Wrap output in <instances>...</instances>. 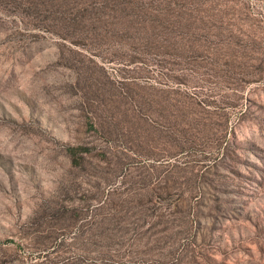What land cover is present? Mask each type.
Wrapping results in <instances>:
<instances>
[{
  "label": "rangeland",
  "instance_id": "1",
  "mask_svg": "<svg viewBox=\"0 0 264 264\" xmlns=\"http://www.w3.org/2000/svg\"><path fill=\"white\" fill-rule=\"evenodd\" d=\"M0 264H264V0H0Z\"/></svg>",
  "mask_w": 264,
  "mask_h": 264
}]
</instances>
